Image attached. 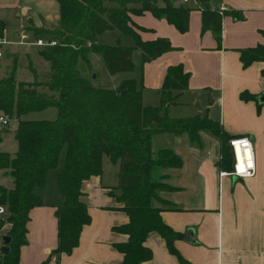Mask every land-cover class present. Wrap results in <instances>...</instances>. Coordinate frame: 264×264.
Segmentation results:
<instances>
[{
	"label": "trees",
	"instance_id": "16d2710c",
	"mask_svg": "<svg viewBox=\"0 0 264 264\" xmlns=\"http://www.w3.org/2000/svg\"><path fill=\"white\" fill-rule=\"evenodd\" d=\"M161 1L162 5L157 2ZM58 5L57 27L54 29L31 28L33 35L57 40V44L37 50L48 64L42 80L21 81L14 78V65L0 77V113L16 119L12 129L16 149L12 155L0 152V170L10 177L9 188L0 185V204L7 216L5 235L9 236L8 251L2 254L0 264H17L19 247L25 243L26 221L30 208L40 205V190L49 169L55 168L63 150L61 167L55 176L59 200L55 206L56 244L50 256L69 253L78 243L79 232L89 222L86 205L80 201L79 185L91 175L101 172V157L118 161L115 198L127 221L112 227L126 235L125 241L115 243L122 254L119 264H139L151 257L143 245L150 231L163 238L169 253L184 264L173 247V240L180 234L164 224L162 209H174L159 197V191L172 189L159 171L179 167L181 159L170 148L151 152V138L155 134L179 135L185 133L190 144L200 145V133L206 132L219 143L218 166L230 170L231 153L228 135L218 121L209 116L170 117L166 109L175 103L187 86L188 73L180 64L166 67L158 90L157 105H141V66L161 53L172 49L163 37L141 40L129 19V14L148 11L156 18H163L177 31L185 32L190 7L173 0H56ZM113 2L114 6L105 5ZM130 6H127V5ZM136 5V6H134ZM227 14L232 20H242L240 10H217L204 5L200 9V31L209 29L217 46L221 40V17ZM133 26V27H132ZM140 29V28H139ZM116 30L128 35L131 45L98 43L97 37L105 31ZM2 24L0 23V34ZM260 33L264 36V30ZM138 50L139 63L132 61V52ZM98 58L108 76H116L114 87L96 85L97 72L91 56ZM242 67L253 61H263L264 44L238 50ZM94 74V78H91ZM264 77V64L260 69ZM109 84L112 83L108 82ZM46 88L39 91L37 87ZM241 100L254 99L252 94L241 91ZM54 107L53 120H23L22 114ZM7 129L1 130V132ZM1 137V136H0ZM159 202L163 206H155Z\"/></svg>",
	"mask_w": 264,
	"mask_h": 264
},
{
	"label": "crops",
	"instance_id": "0c3cea01",
	"mask_svg": "<svg viewBox=\"0 0 264 264\" xmlns=\"http://www.w3.org/2000/svg\"><path fill=\"white\" fill-rule=\"evenodd\" d=\"M183 4L190 10L187 30L182 33L148 11L129 14L132 27L140 28L135 29L141 40L163 37L172 46L142 64L141 105L159 103L158 90L166 67L180 64L188 73L187 86L175 103L168 105L167 114L170 117L206 114L219 122L228 139L247 137L252 147L254 174L221 175L220 172L228 170L217 164L219 143L206 132L200 133L199 146L190 144L185 133L155 134L151 145L157 137L158 148H170L181 159L179 167L159 171L165 176L163 181L172 187L159 191V197L174 207L162 209L160 218L180 234L173 240V247L184 264H264V102L257 100L264 92V77L260 75L264 63L257 60L242 67L238 59L239 49L264 44L260 33L264 30V0H201ZM204 5L242 11V20L222 15L219 46L209 29L200 31V9ZM57 18L56 0H0V37L5 41L0 43V74L15 62L14 78L31 81L33 76L26 64L28 59H34L27 55L30 48L38 46L19 44V35L27 33L30 37L31 28L54 29ZM44 63L47 72L48 64L45 60ZM138 63L139 54L134 64ZM241 91L255 98L241 100L238 97ZM6 131L1 133L0 141L10 133ZM15 149L16 146L12 154ZM117 172L118 161L112 162L102 155L100 174L80 182L79 199L86 205L89 222L82 226L78 243L69 253L52 255L49 259L56 244L54 210L59 196L55 180L48 186L44 182L37 191L40 205L28 211L25 243L19 247L17 264H119L122 254L114 244L125 241L126 235L112 227L125 223L127 215L119 209L121 203L115 198ZM153 204L163 206L159 202ZM143 245L151 251V257L139 264H181L169 253L157 232H148Z\"/></svg>",
	"mask_w": 264,
	"mask_h": 264
},
{
	"label": "rangeland",
	"instance_id": "374dc122",
	"mask_svg": "<svg viewBox=\"0 0 264 264\" xmlns=\"http://www.w3.org/2000/svg\"><path fill=\"white\" fill-rule=\"evenodd\" d=\"M107 5L108 6H114V3L113 2H107ZM127 6H130V5L128 4ZM116 36H118L119 44H121V45H131L132 44V41L130 40V38L127 35L120 34L116 30L114 32H111V31L103 32V35L100 34V36L98 37L97 42L98 43L113 44L115 42ZM39 48L40 47L30 48V50L28 51L29 56L27 55V57L33 58L34 61H32L31 59H28L26 67H27V69H29V67H30L34 71H36L37 72L36 77H38L39 80H42L45 76L47 65H45L44 59L40 55H38V53H37V50ZM19 50H21V52L24 51V49H19ZM138 54H139L138 50L132 52V61L134 63H136L138 60ZM21 61H22V64L26 63V62H24L23 59ZM91 62L93 65V69L97 72V77L93 80L94 84H96V85H104L105 84V85L111 86V84L108 83L111 81L114 84H116L117 77L106 75L105 72L102 70V66L99 63L98 58L95 55L91 56ZM12 64H15V62L7 65L6 68L3 69V74H0L1 77L5 76L10 71ZM25 77L26 76H24L23 78H25ZM37 90L47 91L46 88H43L41 86H38ZM55 116H56L55 108L54 107H47V108L42 109V110L30 111V112H27L25 114H22L20 116V119H23V120H41V119L53 120L55 118ZM9 131H10V133L5 134L4 137L2 138V140L0 141V152L6 151V152H9L10 154H12V151L16 146V142L12 137V130H7L6 132H9ZM154 136H156V135H154ZM156 138L157 137H154L153 143L151 145L152 154H154L155 151L159 147ZM62 156H63V150H61V152L59 154V159L57 161L55 168H51L48 170L46 177H45V184L47 186L49 183L54 182L56 173L61 167ZM0 185H2L4 187L10 186V177L8 175H3L2 170H0ZM6 229H7V224L4 223L0 229V233H5Z\"/></svg>",
	"mask_w": 264,
	"mask_h": 264
},
{
	"label": "built area",
	"instance_id": "2783aa9c",
	"mask_svg": "<svg viewBox=\"0 0 264 264\" xmlns=\"http://www.w3.org/2000/svg\"><path fill=\"white\" fill-rule=\"evenodd\" d=\"M182 3L194 1V0H179ZM5 42L0 37V43ZM19 44H26L38 47L52 46L57 44V40L53 38H47L45 36L33 35L29 37L27 33L19 35ZM16 126V119L9 118L0 113V131L4 129H14ZM227 144L230 149L232 163L231 168L228 171L220 172L221 175H229L236 177H251L254 174L253 166V153L250 140L245 137H235L228 139ZM249 153V155H248ZM7 216L6 208L0 204V220H4ZM2 227V226H1ZM0 227V229H1ZM5 233H0V247L3 244L2 237ZM2 253L0 251V258Z\"/></svg>",
	"mask_w": 264,
	"mask_h": 264
},
{
	"label": "water",
	"instance_id": "95a60500",
	"mask_svg": "<svg viewBox=\"0 0 264 264\" xmlns=\"http://www.w3.org/2000/svg\"><path fill=\"white\" fill-rule=\"evenodd\" d=\"M194 1H199V2H201V0H194ZM177 4H178V2H177ZM91 78H92V79L94 78V74H91ZM257 100H258L259 102H264V92L261 93V95L257 97ZM232 177H236V176H232ZM116 193H118L117 190H116ZM187 239H188V240L191 239V238H190V232H189V231H187ZM2 241H3V244H2V246L0 247V251H1V253L4 255V254H6L7 251H8V246H7V244H8V242H9V236H8V235H4V236L2 237Z\"/></svg>",
	"mask_w": 264,
	"mask_h": 264
},
{
	"label": "bare ground",
	"instance_id": "6f19581e",
	"mask_svg": "<svg viewBox=\"0 0 264 264\" xmlns=\"http://www.w3.org/2000/svg\"><path fill=\"white\" fill-rule=\"evenodd\" d=\"M248 155H249V153H248Z\"/></svg>",
	"mask_w": 264,
	"mask_h": 264
}]
</instances>
